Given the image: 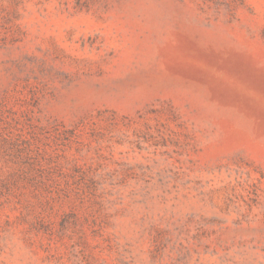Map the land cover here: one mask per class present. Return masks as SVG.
Returning <instances> with one entry per match:
<instances>
[{"label":"rangeland","instance_id":"1","mask_svg":"<svg viewBox=\"0 0 264 264\" xmlns=\"http://www.w3.org/2000/svg\"><path fill=\"white\" fill-rule=\"evenodd\" d=\"M0 264H264V0H0Z\"/></svg>","mask_w":264,"mask_h":264}]
</instances>
